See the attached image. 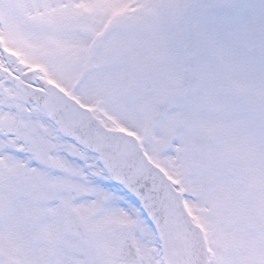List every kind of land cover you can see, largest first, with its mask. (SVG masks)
Here are the masks:
<instances>
[{
	"label": "snow or ice",
	"instance_id": "snow-or-ice-1",
	"mask_svg": "<svg viewBox=\"0 0 264 264\" xmlns=\"http://www.w3.org/2000/svg\"><path fill=\"white\" fill-rule=\"evenodd\" d=\"M0 264H264V0H0Z\"/></svg>",
	"mask_w": 264,
	"mask_h": 264
}]
</instances>
